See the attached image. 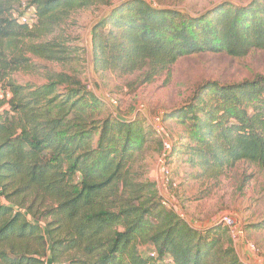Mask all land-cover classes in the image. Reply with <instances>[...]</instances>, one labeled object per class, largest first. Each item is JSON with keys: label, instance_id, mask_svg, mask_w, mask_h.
Listing matches in <instances>:
<instances>
[{"label": "trees", "instance_id": "16d2710c", "mask_svg": "<svg viewBox=\"0 0 264 264\" xmlns=\"http://www.w3.org/2000/svg\"><path fill=\"white\" fill-rule=\"evenodd\" d=\"M97 6L109 11L90 28L93 70L138 74L133 87L185 56L264 50V0L200 15L144 0H0V95L9 94L0 97V264H246L227 228H193L162 206L138 164L148 143L167 146L138 116L107 114L76 72L41 86L11 79L35 66L27 55L69 63L70 46L43 39L72 12ZM26 13L29 22H18ZM167 120L183 129L184 163L203 176L238 162L264 169V76L204 81ZM170 149L165 163L179 151Z\"/></svg>", "mask_w": 264, "mask_h": 264}, {"label": "rangeland", "instance_id": "374dc122", "mask_svg": "<svg viewBox=\"0 0 264 264\" xmlns=\"http://www.w3.org/2000/svg\"><path fill=\"white\" fill-rule=\"evenodd\" d=\"M109 1L112 6H117L130 0ZM144 1L155 7L172 8L184 13L200 15L226 2L243 6L251 0ZM107 10L109 11V8L105 6H97L72 12L52 35L43 39L45 42L56 39L70 46L74 53L69 63L62 65L45 62L27 55L31 59V64L35 66L28 71H16L11 79L18 84L29 83L41 86L47 82L50 74L76 72L83 84L91 86V91L99 100L104 96L111 97L114 107L102 101L107 114L113 116L119 114L126 120L138 116L147 128L154 131L153 138L167 146L158 151L154 142L148 143L146 152L143 153L138 164L143 168L144 178L156 184L161 199H168L184 213V221L196 229L217 224L218 218L223 214L231 215L241 226L245 240L254 244L258 250L253 254L249 252L250 255L264 262V230L252 228L264 222V169L252 163L238 162L223 169L218 178L203 176L199 169L184 163L186 143L180 140L184 134L182 127L175 121L162 122V117L166 113L182 106L196 86L204 81L225 84L251 80L258 75L264 76V50H252L241 58L211 52L185 56L169 70L156 76L152 82L133 87L134 85L130 86V84L136 81L138 74L117 77L114 73L93 70L90 28L107 13ZM157 116L161 117V122L160 128L156 127V129L161 133L164 132L163 137L155 132L153 118ZM171 145H175L179 151L165 163L164 156L171 153ZM164 169L169 171L165 189L161 185V172ZM171 182H174V187L169 189ZM234 249L239 259L247 264L239 248ZM150 252L142 250L143 254Z\"/></svg>", "mask_w": 264, "mask_h": 264}, {"label": "built area", "instance_id": "2783aa9c", "mask_svg": "<svg viewBox=\"0 0 264 264\" xmlns=\"http://www.w3.org/2000/svg\"><path fill=\"white\" fill-rule=\"evenodd\" d=\"M24 1L25 0H21L22 6H24ZM18 22H20V23H28L29 22L28 13H26L24 16L19 17L18 18ZM86 88L89 91L92 90L91 86H89V85H86ZM4 96L8 97L9 94H5ZM0 97H3V94ZM101 101H106V102L110 103V105H112L113 107L115 105L110 96H104ZM160 122H161V117L157 116V117L153 118V125H154V128H155V132L157 134H159L161 137H163L164 134L156 129V127L160 128ZM161 176H162L161 185H162V188H164L165 184H167V181H168L169 171L167 169H164L161 172ZM161 204H162V206H164L167 209H173L176 212H178L179 217L182 220L185 219L184 213L179 211L174 205H172L168 199L163 198L161 200ZM217 224L228 229L229 236L231 238V241L233 243L234 248H236V247H238V248L244 247L245 250L248 253L250 252L252 254H253V252H255V253L258 252V250L255 248L254 244H252L250 242H247L245 240L244 233H243V230H242L241 226L236 222V220L231 215L223 214L222 216H220L218 218ZM250 253H249V255H250ZM247 260H248L247 264H264V262H262L260 259H258L257 257L253 258L251 255H250V258H247Z\"/></svg>", "mask_w": 264, "mask_h": 264}, {"label": "crops", "instance_id": "0c3cea01", "mask_svg": "<svg viewBox=\"0 0 264 264\" xmlns=\"http://www.w3.org/2000/svg\"><path fill=\"white\" fill-rule=\"evenodd\" d=\"M202 227H206V226H202ZM239 251L241 252V255L247 260V258H250L249 253L245 250L244 247H240ZM248 261V260H247Z\"/></svg>", "mask_w": 264, "mask_h": 264}]
</instances>
